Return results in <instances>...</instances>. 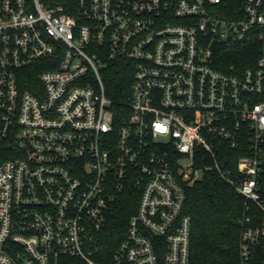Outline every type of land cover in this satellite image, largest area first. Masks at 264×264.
Masks as SVG:
<instances>
[{"label":"built area","instance_id":"1","mask_svg":"<svg viewBox=\"0 0 264 264\" xmlns=\"http://www.w3.org/2000/svg\"><path fill=\"white\" fill-rule=\"evenodd\" d=\"M72 7L0 0V264H189L186 190L208 174L243 200L237 264H264V0Z\"/></svg>","mask_w":264,"mask_h":264},{"label":"trees","instance_id":"2","mask_svg":"<svg viewBox=\"0 0 264 264\" xmlns=\"http://www.w3.org/2000/svg\"><path fill=\"white\" fill-rule=\"evenodd\" d=\"M40 1L48 5H62L64 11L68 13L73 9V0ZM254 59L252 46L247 45L242 53L221 60L252 62ZM124 78L125 74L118 67H110L102 75L106 96L116 101L120 100L125 90ZM231 155L234 159L239 153L232 152ZM260 181L264 188V160ZM262 195L264 198V190ZM134 207L135 202L126 197L118 203L115 212L108 219L101 234L105 245L104 252L107 255L124 238L126 221ZM242 209L243 200L234 189L220 182L212 174L206 175L201 182L186 190L184 213L190 218L189 264H237L240 233L237 221L242 216ZM262 258L259 256L256 260Z\"/></svg>","mask_w":264,"mask_h":264}]
</instances>
